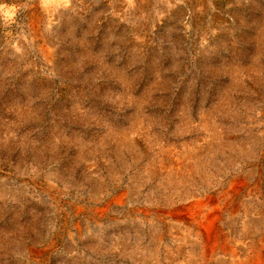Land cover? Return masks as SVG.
I'll return each instance as SVG.
<instances>
[{
    "label": "rangeland",
    "instance_id": "rangeland-1",
    "mask_svg": "<svg viewBox=\"0 0 264 264\" xmlns=\"http://www.w3.org/2000/svg\"><path fill=\"white\" fill-rule=\"evenodd\" d=\"M261 251L264 0H0V264Z\"/></svg>",
    "mask_w": 264,
    "mask_h": 264
},
{
    "label": "bare ground",
    "instance_id": "bare-ground-1",
    "mask_svg": "<svg viewBox=\"0 0 264 264\" xmlns=\"http://www.w3.org/2000/svg\"><path fill=\"white\" fill-rule=\"evenodd\" d=\"M236 179H234V181H235ZM238 180V179H237ZM232 181V180H231ZM243 186V185H242ZM232 191V190H231ZM240 191H241V188H240ZM233 199V198H232ZM229 204V203H228ZM228 206V205H227ZM176 214V213H175ZM181 215V214H180ZM182 216V215H181ZM178 217V216H177ZM199 230L201 231V232H204V230H205V233L206 234H204L203 233V235L206 237V239H209L211 242H212V244H213V246H212V250H214L215 249V239L214 238H212V236H213V234L211 233V232H209L210 230H211V226H210V228L209 227H207L206 229L205 228H199ZM212 231V230H211ZM193 232V231H192ZM213 232V231H212ZM202 235V234H201ZM214 235H216V234H214ZM225 235V234H224ZM205 239V238H204ZM208 240V241H209ZM215 240V241H214ZM247 240V239H246ZM221 243V242H220ZM207 244V243H206ZM244 244V243H243ZM238 245H241V244H238ZM242 247V246H241ZM242 249H244V248H242ZM237 250V249H236ZM235 250V251H236ZM220 251V250H219ZM240 252V251H239ZM245 253V252H244ZM207 260V259H206ZM193 263V262H192ZM225 263V262H224ZM224 263H222V264H224ZM227 263V262H226ZM219 264H220V262H219ZM237 264H264V251H261V252H258L257 254H255V255H253V256H250V257H245L244 258V260L243 261H239V263H237Z\"/></svg>",
    "mask_w": 264,
    "mask_h": 264
}]
</instances>
